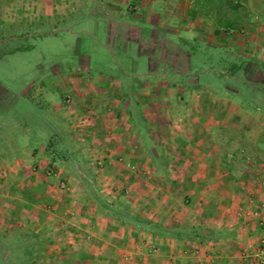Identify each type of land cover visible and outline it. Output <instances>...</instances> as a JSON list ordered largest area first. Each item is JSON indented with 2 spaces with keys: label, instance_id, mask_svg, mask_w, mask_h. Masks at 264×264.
I'll return each instance as SVG.
<instances>
[{
  "label": "crops",
  "instance_id": "1",
  "mask_svg": "<svg viewBox=\"0 0 264 264\" xmlns=\"http://www.w3.org/2000/svg\"><path fill=\"white\" fill-rule=\"evenodd\" d=\"M113 1L119 6L107 3L103 6L104 8L99 5L96 9L100 7L101 10H99L103 13L124 12L127 14L128 4L134 5L135 11L133 14L128 13L130 16L124 15L123 17L122 15L115 19L107 16L108 19L125 22L123 26L118 24L123 30L121 32L123 35L120 39H116L113 46H110L111 43H106L104 47H100L99 42V48L93 46L85 57L86 60L93 62V65L82 71L71 69V71L67 70L68 72L65 71L58 75L59 78L62 77V80L58 79L62 84L67 83L63 86V91H67L75 101H82L79 105L89 109L85 110L87 114L83 112L81 114L86 115H82L85 117L84 122L92 125L91 130H88L94 148L91 155L104 162V169L98 174L102 195L108 200L129 201L154 219L164 218L166 221L167 219L173 221L178 218L176 214L181 213L180 215L187 216L186 223H189L192 221L190 215L195 216L194 211H196L197 215L200 214L205 218V222L201 221L200 224L217 229L229 227L236 230L237 235L216 241L199 242L182 239L153 240L141 233L134 234L99 214L94 198L90 196L85 187L75 184L68 192L62 191L58 189L55 181L53 183L47 179L42 168L39 174L33 169L29 171L30 162L22 163L13 169L12 179L15 180L12 184L13 191L12 193L10 191L7 198L3 199L0 204V209L4 211V221L16 219L19 215L17 218L22 219L23 217L25 223L29 221V225L35 224L34 228L31 227V230L26 231L25 236L41 242L47 237L51 238V240L47 239L52 244L44 264H247L242 258L243 251H253L259 238L264 237V226L256 224L254 219L245 222L246 219L242 217L243 208L253 205L250 193H256V186L249 183L243 184L244 182L238 180V183L231 188L235 189L236 186L242 184L244 193L241 195L239 190L238 193L234 190L232 196L229 194V197L224 198L227 189L222 186L221 180L215 183L211 181V173L214 171V167L211 166L214 148H210V144L207 143L210 137L208 133L203 129L200 135L188 133V136L184 138L185 134L182 133L185 131L179 135H173L174 132L171 129L177 127L181 130L180 126L188 123V119H185L182 114L184 111L181 110L188 105L185 93L190 92L187 91L188 84L184 82L192 79L195 76L194 72L199 71L196 75L203 73L200 72L202 63L196 66L191 64L197 61L202 62L200 58L204 61L207 50L204 52L200 50L204 46L209 48L205 43L207 33H210L209 30L212 29V33H217L215 19L207 15L208 11L205 8L201 10L193 7L194 4L201 5L203 0H197L198 3L195 0H186L188 3L183 8L179 1L175 0L167 2L166 0ZM237 1L246 5L238 10L241 13H247L244 18L246 22L236 25L237 30L242 31L245 27L253 25V21L258 16L257 12H260V8L258 9L260 1ZM42 7L48 11L46 5ZM231 18L236 19L235 13L231 12ZM104 19H106L104 23L109 24L107 18ZM97 23L94 20L93 28L97 27ZM81 24L82 22L79 26ZM148 27L156 29L150 32L153 38L158 36V32L161 33L162 36L160 35L157 44L153 43L152 38H149L147 42L143 39V28ZM121 30L118 29L119 32ZM227 39L225 35L218 36L219 42L213 48H229L231 45ZM142 46L143 51L145 50L143 53ZM153 46L158 52L157 57L154 56L155 53L153 54ZM146 48L149 49V56L146 55ZM188 48L191 51H188ZM231 49L243 53L239 48ZM117 50L118 55L115 54ZM252 51V53L247 52L248 55L255 56L259 51L264 52V49L261 47L256 49L257 53L254 49ZM78 52L75 55L80 56ZM97 52H102L103 61L108 60V54L114 57L116 55L119 58L118 61L123 63L121 65L130 70L125 71L123 75L128 79L132 78L133 83H138V81L141 83L139 80L141 76L147 81L136 88L119 86L113 68L102 66L103 68L97 70L91 67L96 66V62L100 60L97 59L99 58L96 56ZM75 58L72 59L73 62ZM261 58L264 60V56ZM155 59L160 64L165 63L164 70L167 67L169 75H165L164 70L159 74L156 70L149 69V65L156 62ZM145 64L149 65L145 67ZM154 66L155 64L152 68ZM171 78H173V83L170 82ZM193 96H198L195 104L203 101L209 104L210 108H214L212 105L216 100H222L221 103L224 102V104L228 103L223 101L224 98L220 99L219 94L214 97L205 90L194 92ZM140 106L150 111L148 120L153 138L156 139L159 135L165 142L166 153L175 152L174 155L173 153L168 154L169 157L173 156L171 158L174 161L169 175H163L162 171L152 163L149 153L139 141L140 130L130 120L131 110L140 108ZM208 106L206 108H209ZM156 128L158 133L155 132ZM164 129L167 131L166 135H163ZM205 129L211 130L210 128ZM261 134L264 132H260L256 137V143L261 141L259 138ZM177 142L180 146L173 147ZM197 142L196 149L194 145ZM200 142L203 145H200ZM32 153L35 154V152ZM35 157L39 158V166L44 167L42 164L45 163L46 158L40 147ZM115 158H121L123 161L119 163ZM187 160L193 163L187 166L188 168L181 164H186ZM30 161L37 162L35 159ZM201 166L203 173L207 175L204 176V181L198 180L202 182L200 185L195 182V179L188 181L185 179L186 176L178 180L177 176L173 177L176 171L194 172ZM260 166L264 167V163ZM220 169L223 172L226 170L223 166ZM234 182L236 181L232 184ZM187 186H191L194 190L185 193L187 200L179 204L178 190L180 187ZM197 186H200L199 191L195 190ZM245 188L253 189V192L249 193ZM2 189L3 187L0 186V197L3 195ZM262 195L264 192L260 194L261 197ZM262 203L260 206L264 208ZM22 212H25V215H22ZM262 218H264V211H262ZM213 220L215 224L211 223ZM38 224L40 225L37 227ZM83 236L85 244L80 242ZM110 248H114L113 251Z\"/></svg>",
  "mask_w": 264,
  "mask_h": 264
},
{
  "label": "rangeland",
  "instance_id": "2",
  "mask_svg": "<svg viewBox=\"0 0 264 264\" xmlns=\"http://www.w3.org/2000/svg\"><path fill=\"white\" fill-rule=\"evenodd\" d=\"M44 1L0 0V186L3 187V195L0 197V204L3 199L7 198L6 196L10 194V191L11 193L13 191L12 184L15 181L12 179L14 176L13 169L26 162L31 163L28 166V169H30L29 171L33 169L39 174L42 168L47 179L53 183L55 181L58 184V189L62 191L68 192L72 186H75V184L78 185L77 181L74 179L77 174L75 160H70L66 164L64 162H58L57 164L49 166V156L45 155V163L42 164L44 167L39 166V158L35 157V155H37L39 147L44 152L47 134L45 130H42L37 124L31 125V127H25L20 119L24 114L33 112L41 103H49L50 106L58 108V111H60L63 116L72 121V128L78 133V142L83 145L87 143L89 146L90 160L96 168L97 173L100 174L104 169V162L91 155L92 149L94 148L92 145L93 143L90 141L88 130H91L92 125L85 123V117H83L87 114L85 110L89 109L79 105L82 101H75L74 97H70L67 91H63V86L67 83L62 84L61 81H59L62 80V77L59 78L58 75L65 71H71V69H79V71H82L84 68L93 65V62L85 59L86 54L92 47L95 46L99 48L98 42L101 45L100 47H104L106 43H111L110 46H113L112 44L116 43V39H120L121 35H123V33H121L123 32L121 26H123L125 22L119 21L118 19V21L108 19V17L110 16L109 18L115 19L122 15L123 17L124 15L130 16L128 13L133 14L135 11L133 9L134 5L128 4L126 11L128 13L124 14V12L103 13L100 11V7L96 9L99 5L103 7L107 5V3L108 5L115 4L119 6L117 5L118 3L113 0ZM167 1L168 0H166V2ZM175 1H179L182 8L188 3L186 0ZM235 1L238 2L237 0H234V2ZM259 1L260 4L258 9L260 8V12H257L258 16L253 21L251 27H245L242 31L241 29L237 31H223V34L218 32L212 33L213 30H209L210 33H207L208 36L206 35L207 37L205 38V43L209 48L204 46L200 50V52L207 50L203 58L204 61L200 58L199 60L202 62L197 61L195 64H191L196 66L202 63L200 72L203 73L196 75L199 71L194 72L195 76L184 82L186 85L188 84L187 89L188 86L189 89L187 91L190 92L185 93L188 105L181 110L184 111L182 114H184L185 119H188V123L184 126H180L182 127L181 130L177 127L171 129L174 132L173 135H179L181 132L185 131L182 133L185 134L184 138L188 136V133L200 135L201 131L204 129L210 136L207 140L208 145L210 144L209 147L214 148L211 160V166L212 168L214 167V171L211 173V181L215 183V181L219 182V180H221L222 186L227 189V192L224 193V198L229 197V194L232 196L234 190H236L235 193L239 190L241 195L244 193L241 187L243 186L242 184L236 186L235 189L231 188V186H235L236 183H238V180L244 182L243 184L249 183L255 185L257 189L256 193H250V191L253 192V189L250 190L245 188V190L251 194L253 206L262 208L260 204L262 203V199H264V195L261 197L260 194L264 192V171H262L264 167L260 165L264 163V148H262L259 143H256L255 140L260 132H264V75H262L264 73L259 72V69L251 62H247L244 65V69L241 71H230L229 64L223 63L219 58L218 48H213L216 47L215 45L219 42L217 37L225 35V37L228 38L227 41H229L231 45L229 48H239L243 51L242 54L247 55V52L252 53L253 49L256 51V49L258 50L260 47L264 49V0H257V2ZM238 4L240 7H246V5H242L240 2H238ZM42 5H46L48 11H46L45 7H42ZM194 5L193 7H198L197 4ZM185 8H187V6ZM204 8L209 11L208 7ZM204 8H202V10ZM244 12L246 13V11ZM214 16L215 13L212 12V17ZM246 16L247 13H241V17L245 18ZM105 17L109 24L104 23V21H106V19H104ZM94 20L98 23L96 25L97 27L94 26L93 28ZM81 22L82 24L79 26ZM118 24L121 26H118ZM118 29L121 31L119 32ZM153 30L156 29L149 27L143 28V39L147 42L149 38H152L153 43L157 44L161 33L157 31L158 36H154L153 38L150 35V32ZM196 36L198 37V34H196ZM143 49L144 47L142 46V53L145 52ZM152 49L153 54L155 53L154 56H159L154 46ZM77 51H79L78 53H80V56L75 55ZM188 51L191 50L188 48ZM146 52V55L149 56V49L146 48ZM118 53L119 51L117 50L115 54L118 55ZM101 55L102 52H97L96 56L99 57L97 59L100 60L96 62V66L91 67L97 70L103 68L102 66H110L113 68L119 86L136 88L144 81H147L145 77L141 76L139 77L141 83H139V81L138 83H133L131 81L132 78L128 79L123 75L125 71L130 70L127 69L126 66L121 65L123 63L118 61L119 58H117L116 55L114 57L108 54L107 61H103V56ZM257 55L262 57L264 56V52L259 51ZM74 57L76 58L73 62L72 59ZM155 61L154 68H152L154 64H148L149 69H154L160 74L162 70H164L165 63L162 62L160 64L156 59ZM148 65L145 64V67ZM121 67H124V69H121ZM166 68L167 67H165L163 73L169 75V70H166ZM171 75L172 74H170V76ZM89 81L86 82L89 83ZM170 82L173 83V78H171ZM195 84L203 86L200 90H205L213 94L214 97H216V94H219L218 97H220V99L224 98L223 101L228 103L224 104V102L221 103L222 100H216V103L213 102L212 105L214 108H210L208 106L209 104L207 105V103L203 101H201V103L199 101L198 104H195V99H198V96L192 97V94L199 91L193 88ZM227 96H233L234 101L231 102ZM238 102H243V104L255 108V111L241 107ZM207 106L209 108H206ZM223 107L224 110H222ZM139 109L146 119L148 130L150 131L146 139H144V142L141 143L144 149L147 150L148 153L150 150L156 155L159 154L160 148H164L167 151L165 142L159 135L156 139L155 137L153 138L154 135L149 127L148 120L150 111L141 106ZM72 110H74V113H72ZM82 112L85 114H81ZM36 120H38L37 116ZM220 123L223 124L220 125ZM205 128H210L211 130H206ZM221 128L223 130H219ZM164 131L163 135H166L167 131L165 129ZM155 132L158 133L157 128ZM238 134L244 135V139L241 140L240 138L241 141L237 139L231 144L226 143L227 138L236 137ZM259 138L260 140L264 139V134H261ZM66 140L67 141L60 143L59 148L67 152L81 148L79 143L76 144L71 140ZM177 143H174L173 147L180 146V144ZM199 144L203 145L202 142ZM196 145H198V142L194 146ZM197 147L198 146L195 148L197 149ZM222 148H225L227 152H232L234 150L238 151L233 169L242 172H233L237 178L234 184H232V173H230L228 169L224 172L220 169L222 166L217 153ZM32 152H35V154ZM174 153L175 152L170 151L167 154L174 155ZM171 157L173 158V156ZM31 159H35L37 162L32 163L34 161H30ZM115 160L119 163L123 161V159L120 161L118 158H115ZM181 164L187 167L193 163H189L187 160L186 164ZM219 165L220 167L217 168ZM74 170L75 173H73ZM205 175H207V173H203L201 166L199 170L194 172L185 173L176 171L173 177L175 178L177 176L178 180L186 176L185 179L188 181L190 179H195V182L200 185L202 182L200 183L198 180L202 179L204 181ZM61 182L65 184V188L60 187ZM199 189L200 186H197L195 190L199 191ZM190 190L194 189H191V186L179 188L178 191L180 195H178L177 198L179 204H183V202L187 200L188 197L185 193L190 192ZM247 199H249V197ZM256 202H258V204ZM249 209L250 207L243 208L242 210V217L246 219L245 222L251 220L244 214L245 211ZM3 212L4 211L0 209V264H44L48 252L50 251L49 247H51L50 245L52 244V242H50L51 238H45V240L42 241L43 243L38 239L34 241V238H28L24 234L27 230H31V227L34 228L35 224L29 225V221L25 223L23 217L22 219L17 218L19 215L16 216V219L11 218L12 220L6 222L4 221ZM22 213V215H25V212ZM196 213L197 212L194 211L195 216L190 215L192 217V221L190 222L196 224H199L201 221L205 222V218ZM180 214H176L178 218L173 221L167 219V222H176L174 223L175 225L183 226L188 224L186 223L187 216ZM19 219H21V221H18ZM214 220L217 221L216 219ZM214 220L211 221L212 224H215L213 223ZM207 221L209 222L208 219ZM39 225L40 224H38L37 227ZM85 240L88 241V239ZM80 242L85 244L84 236L80 239ZM110 249L113 251L114 248ZM111 251H109V254H111ZM52 254H54V251H52Z\"/></svg>",
  "mask_w": 264,
  "mask_h": 264
},
{
  "label": "trees",
  "instance_id": "3",
  "mask_svg": "<svg viewBox=\"0 0 264 264\" xmlns=\"http://www.w3.org/2000/svg\"><path fill=\"white\" fill-rule=\"evenodd\" d=\"M196 3H198V1ZM197 6L201 10L204 7H208L209 11L206 12L207 15L212 16V12L215 13L213 18H215L217 26L216 31L218 33L223 34V31L237 30V24L246 22V19L244 20V18L241 17V12L238 11L240 5L238 2H234V0H203V3L201 5L197 4ZM231 12L232 14L235 13V20L231 18ZM218 52L219 58L222 62L229 64L230 71H241L244 69V65L247 62H251L259 69V72L264 73V60H262L260 55L250 56L248 54L246 55L236 52L227 47L219 48ZM193 88L200 90L203 86L195 84L193 85ZM227 98L231 102L234 101L233 96H227ZM238 104L247 110L250 109L251 111H255V108L249 107L246 104H243V102H238ZM51 107L52 106H50L49 103H41V105H39L33 112L24 114L20 120L25 127H31V125L37 124L42 130H45L47 138L44 152L45 155L49 156V166L57 164L58 162H64L66 164L70 160H75L77 174L74 179L79 186H83L89 191L90 196L94 198V203L99 214L108 218L120 228L128 229L134 234L142 233L153 240L182 239L186 241L206 242L216 241L222 238H231L237 235V231L229 227L217 229L193 222H189L184 226L175 225L174 223L167 222L164 218H151L148 214L132 205L129 201L108 200L106 196L101 193L98 173L90 160L88 144L86 143L83 145L78 142V133L73 130L72 121L63 116V114L58 111V108L52 107L51 109ZM36 116L38 117V120H36ZM130 117L131 122L135 123V126L140 129L139 141L140 143H143L146 136L150 133L147 121L143 117L139 108L131 110ZM219 130L223 129L221 128ZM240 138L241 140L244 139V135L238 134L236 137L227 138L226 143H234L237 139L241 141ZM66 139L71 140L76 144L79 143L81 148L71 152L59 148L60 143L67 141ZM259 145L264 148V139H261ZM159 150L160 152L157 155L149 150L150 159L152 163L162 171L163 175L166 176L170 174V169L171 166L174 165V161L169 157L164 148H160ZM237 152L238 151L236 150L227 152L225 148H222L217 153L221 161V166L232 173V181H236L237 179L233 172H242L233 169ZM73 173H75V170Z\"/></svg>",
  "mask_w": 264,
  "mask_h": 264
},
{
  "label": "built area",
  "instance_id": "4",
  "mask_svg": "<svg viewBox=\"0 0 264 264\" xmlns=\"http://www.w3.org/2000/svg\"><path fill=\"white\" fill-rule=\"evenodd\" d=\"M121 161V158H118ZM100 164V163H99ZM100 169V168H99ZM61 188H65L63 182L60 183ZM261 207H254L253 205L249 210L245 211V214L251 219L255 220L259 226H264V218H262ZM242 258L247 264H264V237L259 238L258 244L253 251H243Z\"/></svg>",
  "mask_w": 264,
  "mask_h": 264
}]
</instances>
